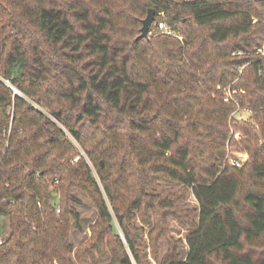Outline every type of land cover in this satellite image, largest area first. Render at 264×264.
Listing matches in <instances>:
<instances>
[{"label": "trees", "instance_id": "trees-1", "mask_svg": "<svg viewBox=\"0 0 264 264\" xmlns=\"http://www.w3.org/2000/svg\"><path fill=\"white\" fill-rule=\"evenodd\" d=\"M263 50L264 0H0V264H264Z\"/></svg>", "mask_w": 264, "mask_h": 264}, {"label": "rangeland", "instance_id": "rangeland-1", "mask_svg": "<svg viewBox=\"0 0 264 264\" xmlns=\"http://www.w3.org/2000/svg\"><path fill=\"white\" fill-rule=\"evenodd\" d=\"M156 16H155V18H156ZM155 21H154V23L152 24L151 27H155L156 26L157 23H155ZM161 21L165 22L166 25L168 27H170L167 24V22H166L167 20L165 18L164 13H160V22ZM155 30L158 31L157 28H155ZM172 31H173V34H175L173 29H172ZM261 53L264 54V50H263V52L261 51ZM238 70L241 72L243 70V68L240 67ZM14 90H15V88H14ZM233 92L235 93L236 90L235 91H230V89L228 90V94L229 95H227V96L231 95L230 99H233V96H232ZM224 101L228 102L226 100H224ZM37 106H38V108H41V110L47 112L46 109H43L39 105H37ZM250 116H251V113H250L249 110L241 109L239 106L237 107V109L231 115V117H233L235 119H238V120H248L250 118ZM233 132H234V129H232V134H233ZM67 134L70 137V139L75 143L77 149L81 152V154L83 156H85L86 160L91 165V168H92L96 178L99 180V176H98V173L96 171V168H95L94 164L91 162V160L88 158V156L86 155V153L83 150V148L79 145V143L68 132H67ZM243 137H244V134L241 133V132L236 133L234 135V144H231L230 146L228 144V146H227V153H226V156H225V159H224L225 163L227 162V163H229L231 165L232 162H231L230 158H235V159H238L239 162L241 163V166H238L239 168L244 167L247 164L248 159H249V154L244 149L243 141L241 140ZM102 163H104V161H102ZM178 187L179 186H177L176 188H178ZM75 192H76V195H78L79 198H81L83 200V205L82 206H78V210L80 211V214L82 216V226H83L84 232L83 233H79L78 231L75 230V228H73V231H72V240H73L75 245H78L80 242H82L84 239H86L87 236L90 235L89 226L94 223V221H95V219L97 217V211H96V208L94 207V205H92L85 196L80 194L78 191H75ZM181 207L182 208H192V209H195V210L199 209L198 202H197L196 198L193 195L189 196L188 201L185 204L181 205ZM193 218L194 219H198V213L195 214L193 216ZM2 219H4V218L2 217L1 220ZM114 222H115L116 230H118L120 232V226H119L118 222L116 221V218H114ZM171 223H172L173 235L177 239H182L183 242H185V238H186V235L188 233V229L183 228L175 220H171ZM74 227H75V224H74ZM2 231L3 230L1 229L0 238H2V236L6 235V233H2ZM263 239H264V237H263ZM262 248H264V245H263ZM163 251L165 252V245H163ZM186 251H187L186 245L183 244L181 246L182 255H185ZM143 258L144 259H151V252H150V248L149 247L146 248V253H145ZM106 262H107V260L106 261H98L96 264H105Z\"/></svg>", "mask_w": 264, "mask_h": 264}, {"label": "water", "instance_id": "water-1", "mask_svg": "<svg viewBox=\"0 0 264 264\" xmlns=\"http://www.w3.org/2000/svg\"><path fill=\"white\" fill-rule=\"evenodd\" d=\"M154 21H155V10L151 8L148 11L147 17L143 20V26L141 29L142 32L140 37H144V38L149 37L151 26L154 23ZM14 91L17 92L16 89Z\"/></svg>", "mask_w": 264, "mask_h": 264}, {"label": "built area", "instance_id": "built-area-1", "mask_svg": "<svg viewBox=\"0 0 264 264\" xmlns=\"http://www.w3.org/2000/svg\"><path fill=\"white\" fill-rule=\"evenodd\" d=\"M155 28H158V29H160L161 31H163L164 33H167V34H172V33H173L172 29H171L170 27H168V26L166 25V23L163 22V21L159 22L157 26H155V27H151V30H150V31L155 30ZM230 96H231V95H230ZM230 96H226V97L224 98V100L229 101V100H230ZM230 160H231V162H232V165H234V166H241V163L239 162L238 159L230 158ZM59 210H60V209H58V211H59ZM1 241H2V240H1V238H0V243H1Z\"/></svg>", "mask_w": 264, "mask_h": 264}]
</instances>
